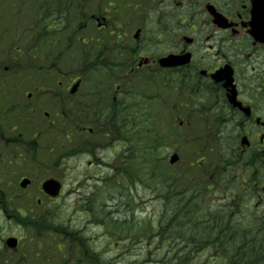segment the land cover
I'll list each match as a JSON object with an SVG mask.
<instances>
[{
  "label": "flooded vegetation",
  "instance_id": "obj_1",
  "mask_svg": "<svg viewBox=\"0 0 264 264\" xmlns=\"http://www.w3.org/2000/svg\"><path fill=\"white\" fill-rule=\"evenodd\" d=\"M74 7L78 18L84 16L77 26L90 23L92 58L104 60L106 72L126 80L114 83V92H95L105 98L92 99V105L106 108L93 110V118L101 120L105 111L111 117L118 95L127 101L121 87L128 90L131 75L153 76L154 98L159 115L171 124V138L189 139L195 131L198 152L217 155L222 199L245 202V207L252 203V215L264 207V0H74ZM18 51L12 38H0V156H13V164L23 158L22 150L34 149L36 158L38 150L51 151L57 141L52 164L59 169L65 157L66 87L61 80L53 86L40 83L33 92L25 90L28 101L18 105ZM164 58L167 65L161 63ZM49 95L56 103L52 113L43 107L42 97L48 101ZM17 106L25 114L40 112L44 128L30 127V135L16 129L12 112ZM196 123L198 129L192 126ZM86 128L80 130L93 133ZM39 183L37 198L42 193L52 199Z\"/></svg>",
  "mask_w": 264,
  "mask_h": 264
},
{
  "label": "trees",
  "instance_id": "obj_2",
  "mask_svg": "<svg viewBox=\"0 0 264 264\" xmlns=\"http://www.w3.org/2000/svg\"><path fill=\"white\" fill-rule=\"evenodd\" d=\"M73 4L74 0H0V34H11L16 38L27 37L26 39L41 48L45 46L50 51L60 50L59 58H49V60L63 66L69 73L81 68L83 84H101L107 88V85L113 82L112 75L106 74L109 65L104 60L98 61L92 58L83 43L80 44L78 52L65 43L70 38H76L78 34V28H74L69 20L76 13ZM84 88L88 93L102 89L86 86ZM106 88L102 90L105 91ZM83 98L86 102H90L91 99L98 98V95L90 93ZM125 104L126 102L122 103L119 96L118 101L112 106L111 117L108 112H104L101 118L103 120L95 124L100 132L102 129L103 132L107 130L111 139L120 141L124 139L128 143L127 148L122 150L124 156L120 157L118 177L119 180L122 179L121 183L124 180L133 184L139 181L145 188L156 191L160 187L158 168L161 158L155 144L154 124L149 123L147 118L137 120L136 116L125 120V116L133 115L137 109V104L129 103L127 113ZM91 106L87 103L85 105L73 103L69 109L67 125L72 127L78 124L73 118V112H77L80 108L91 112ZM138 126L141 128L138 129ZM70 127L65 131L66 142L73 131ZM120 148L123 149L122 146ZM206 181L207 183L201 176L198 178L192 176V180L184 178L183 188L177 192L176 178L172 175L166 176L162 180L164 183L161 187L162 211L157 225L146 222L142 235L155 242L157 255L166 264H203L200 259L204 250L211 252L213 264H264V230L261 229L264 227L259 226V222L255 219L247 223L242 217L238 218L234 213L239 206L234 208L233 205L231 211L222 214L220 206L206 202L203 197L209 194V187L217 182H210L208 179ZM102 218L106 227L108 224L114 231L117 226L122 229L127 228V232L132 228L128 220L116 219L110 212L104 211ZM15 220L23 227L32 230L34 234L39 231V235L48 236L47 240L39 239L40 236L35 235L30 238L28 247L34 249L33 253L37 252L35 257L39 256L38 264L50 262L48 257H45V252L50 254L49 257L52 256L49 264H64L56 261V255L62 252L64 246L84 257L79 260V264H119L114 260L102 258L97 251L90 248L87 240L79 241L80 238L75 235V231L64 233L61 230L64 228V223L54 217L33 219L17 215ZM60 233L65 236L59 240ZM39 242H48L49 245L38 246ZM79 243L83 244L78 246ZM0 264L33 263L27 256L10 260L1 249Z\"/></svg>",
  "mask_w": 264,
  "mask_h": 264
},
{
  "label": "rangeland",
  "instance_id": "obj_3",
  "mask_svg": "<svg viewBox=\"0 0 264 264\" xmlns=\"http://www.w3.org/2000/svg\"><path fill=\"white\" fill-rule=\"evenodd\" d=\"M80 36H89V29ZM62 68V71H68L64 67ZM16 74L15 82L18 86L16 100L20 106H24L28 101L25 90L33 92L35 85L40 83L50 84L54 83L55 80V77L45 72L44 77L40 72L35 73L27 69L22 72L16 71ZM67 79L69 77L65 76L64 82ZM65 86L67 85L65 84ZM152 89L148 86L149 93H152ZM42 99H45L44 109L46 108L47 111L52 113L56 108L55 102L52 100L46 101V97H42ZM72 101L70 100L71 103ZM147 107L149 109V123L154 124L155 111L159 110V104L155 99H152L147 102ZM12 114L14 118L12 123L15 124V128L25 130L26 132H24L28 135H30V127L37 126L42 130L45 126L43 115L40 112H33L30 115L29 113L25 114L17 106ZM14 114H18V117L22 119L15 118ZM140 128L138 126V129ZM131 131H134V129H131ZM81 135V133L75 134L70 143L65 141L63 147L66 152L70 151L71 153L65 156L64 164L59 169L54 168L52 164L56 157L57 141H54V146L50 152L48 150H38L36 159L40 161L39 166H36L32 160L24 161L33 156L34 149L22 150L20 153L23 158L21 160L16 159L17 161L13 164L10 163V155L0 156V252L1 248L4 247V239L9 235H15L19 237L18 248L16 251L6 250L5 256L10 260H15L20 255H24L29 257L33 264H38L39 258L33 256L28 244L30 238L34 235L37 236L36 233L38 234L39 231L34 234L32 230L17 224L11 215L16 212V209L21 211L25 209L27 215L45 214L43 216L50 215L58 219L59 222L64 223V228L61 230L66 231V234H69V231L81 230L91 242V247L104 259L114 260L119 264H166L157 255L155 242L146 239L142 235V229L146 222L156 223L155 225H157L162 211L163 189L161 187L164 184L162 180L170 175V170L174 169L177 170L176 173L180 172L181 165L190 159L191 154L189 152L192 143L182 144L181 136L178 135L177 141L181 145L179 150L180 160L179 163L170 165L168 156L172 147H170L167 140L164 141V148L162 147L160 150L164 158L158 168V171H160V180L158 181L160 187H158V190L152 191L145 188L144 184L139 181L133 184L125 180L121 183L122 179L119 180L116 171L119 170L117 165L120 164V157L124 156L120 148L122 141L119 143L113 140L109 141L108 138H102L98 134H87L85 135L86 138H80ZM89 140L96 146H91ZM84 141L91 148L90 152H79L78 149L70 146L71 143L77 142V145H81ZM125 144L126 142H124V146ZM171 144L173 145V142ZM81 148H84L83 145H81ZM21 175H26L33 180L32 185L25 188L29 192L28 197L24 194H20L21 196L12 194L14 192L21 193V189L17 184ZM52 176L58 177L62 181L61 195L56 199H47L40 193L42 202L37 204L35 193L38 194V192L35 190V184L40 178ZM219 200L220 196L214 194L209 202L215 206L219 204ZM251 205L252 203L247 204V206ZM89 208L92 211H88ZM244 210L248 213L247 208H244ZM104 211L110 212L116 219L128 220L132 225L130 231L127 232V228L122 229L118 226L114 231L108 224L106 227L104 219L101 218ZM261 212L264 213L262 205L258 208L256 216L259 217ZM62 236L65 235L60 233L58 239L60 240ZM40 238L47 240L48 236L44 234L40 235ZM126 241L127 243L124 245L123 242ZM48 242L42 244L44 246L49 245ZM49 255L45 252V257H48L51 262L52 256L49 257ZM79 259L80 256L73 253L66 246L63 247L61 253L56 255V261H61L64 264H77V261L79 264ZM200 261L203 264H213L214 260L211 252L204 250Z\"/></svg>",
  "mask_w": 264,
  "mask_h": 264
},
{
  "label": "water",
  "instance_id": "obj_4",
  "mask_svg": "<svg viewBox=\"0 0 264 264\" xmlns=\"http://www.w3.org/2000/svg\"><path fill=\"white\" fill-rule=\"evenodd\" d=\"M166 59H162V63L165 64ZM78 86V82L74 83L73 86H72V89L71 91H74L76 89V87ZM177 160V155L176 154H172L169 158V162L170 163H173L174 161ZM28 183V180L27 179H23L21 182H20V185L21 186H25L26 184ZM42 187L43 189L48 192L49 194L51 195H56L59 191V188H60V183H58L56 180L54 179H47L43 182L42 184ZM6 244L8 247L10 248H15L16 245H17V239L15 237H8L6 239Z\"/></svg>",
  "mask_w": 264,
  "mask_h": 264
},
{
  "label": "bare ground",
  "instance_id": "obj_5",
  "mask_svg": "<svg viewBox=\"0 0 264 264\" xmlns=\"http://www.w3.org/2000/svg\"><path fill=\"white\" fill-rule=\"evenodd\" d=\"M245 246V245H244Z\"/></svg>",
  "mask_w": 264,
  "mask_h": 264
}]
</instances>
